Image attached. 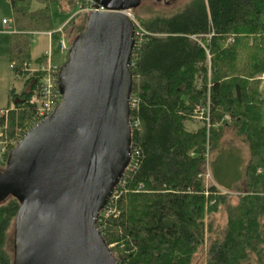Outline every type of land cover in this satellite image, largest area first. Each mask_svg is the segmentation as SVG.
<instances>
[{
  "label": "trees",
  "instance_id": "16d2710c",
  "mask_svg": "<svg viewBox=\"0 0 264 264\" xmlns=\"http://www.w3.org/2000/svg\"><path fill=\"white\" fill-rule=\"evenodd\" d=\"M84 1L8 0V61L24 88L9 89L12 105L0 116V171L36 112L29 99L39 90L41 72L27 67L45 64L47 56L32 60V34L54 29L49 5H60L72 17L55 32L69 50L86 25L89 12L75 13ZM141 2L131 9L147 32L135 44L130 66L131 96L138 99L129 112V120H138L130 123L135 165L124 170L98 215L101 236L117 264H191L202 247L205 264H264V0H190L177 11L149 16L135 13ZM207 101L211 123H218L209 128V150L218 147L225 125L248 145L244 190L235 202L200 176L205 126L185 128L196 104ZM221 206L223 226L214 219ZM18 209L12 194L0 201V264H13Z\"/></svg>",
  "mask_w": 264,
  "mask_h": 264
},
{
  "label": "water",
  "instance_id": "95a60500",
  "mask_svg": "<svg viewBox=\"0 0 264 264\" xmlns=\"http://www.w3.org/2000/svg\"><path fill=\"white\" fill-rule=\"evenodd\" d=\"M57 83L61 100L0 171V201H19L13 264H117L97 219L131 158L129 98L141 0H93Z\"/></svg>",
  "mask_w": 264,
  "mask_h": 264
},
{
  "label": "rangeland",
  "instance_id": "374dc122",
  "mask_svg": "<svg viewBox=\"0 0 264 264\" xmlns=\"http://www.w3.org/2000/svg\"><path fill=\"white\" fill-rule=\"evenodd\" d=\"M190 0H142L141 6L135 10V13H139L142 16H149L153 14H169L177 11ZM62 8L66 7V2H61ZM38 4H34L33 7H38ZM60 5L51 3L49 5V12L52 17V26L54 29L51 35L46 33L34 32L32 34V49L31 58H35L46 55L50 64L59 65L66 59L67 52H62L60 49L61 37L56 33V29L65 20L72 17L69 11L62 10ZM4 19L8 22L6 27L2 21ZM12 11L8 0H0V114L1 111L11 106L8 94L9 89L15 88L17 92H20L24 86L22 79L15 77L9 66L8 61V40L13 30L11 27ZM260 54H264V40L261 42L259 49ZM1 61L3 65H1ZM31 67H35V63L31 64ZM260 79V86L264 90V79L262 75ZM12 108V107H11ZM3 116H6L3 115ZM226 118V117H225ZM227 119V118H226ZM229 122H232L231 120ZM192 125L198 128L202 126V123L196 119L191 118L185 124L187 130H191ZM212 123L210 124V126ZM206 128L207 140L209 135V128ZM218 123H214L212 127L216 128ZM1 133L2 129H0ZM3 140H1L2 142ZM4 146V143H1ZM0 144V148H1ZM218 147L214 150H209L208 146L205 151V161L208 166V170L211 176V180L208 183H215L222 193H228L232 197L231 202H235V197L242 193L243 189V176L246 164L249 158V149L247 143L238 137L231 126L225 125L218 140ZM235 186H238L236 188ZM6 196L1 201H5ZM215 224L223 226L226 222V211L224 206H221L219 211L214 214ZM12 226H9L8 233L11 234ZM205 247H202L194 258L191 264H205Z\"/></svg>",
  "mask_w": 264,
  "mask_h": 264
},
{
  "label": "built area",
  "instance_id": "2783aa9c",
  "mask_svg": "<svg viewBox=\"0 0 264 264\" xmlns=\"http://www.w3.org/2000/svg\"><path fill=\"white\" fill-rule=\"evenodd\" d=\"M94 10H104V8L102 6H95V3L93 0H85L83 3L79 4L76 13L91 12ZM123 12L127 14V16L132 20V22L135 25V44L138 45L143 39V36L147 34V32L136 22L130 10H124ZM3 23L6 25L7 21L3 20ZM47 34L50 35L51 33L47 32ZM60 49L62 52L68 51V45L63 39H61L60 41ZM28 68L30 71H33V72L34 71L41 72L39 90L37 93L33 94L29 99V102L31 104H34L36 108L35 109L36 112H35L34 118L32 120V125H31V126H34L41 120L47 118L61 100V93L59 91V87L57 83L60 65L50 64L47 59L45 64H38V65H35V67L29 66L27 67V69ZM262 79H264V74L262 75ZM137 104H138V99L136 97L130 96L129 109L130 110L135 109L137 107ZM7 111L8 109L1 111L0 116L7 114ZM191 118L196 119L197 121L201 122L203 126L208 128L211 124V109H210L209 101H207L206 103L196 104V106L193 108ZM226 118L228 121L231 120V117L229 115H227ZM130 120L129 122L132 123L133 125L138 123V120L134 119L133 117H131ZM2 127H4V125ZM2 127H0V129H2ZM1 134L2 133L0 131V135ZM1 143H5V142L4 141L1 142L0 140V144ZM207 146H208V140H207ZM3 149H4V146H2L1 144L0 154L3 152ZM131 156H132V151H131ZM134 165L135 164H131V162L129 161L126 168L133 169ZM203 169L204 170L202 171L200 176H202L206 184H208V181L211 180V177H210L207 163L204 164ZM139 188H142V185H140Z\"/></svg>",
  "mask_w": 264,
  "mask_h": 264
},
{
  "label": "crops",
  "instance_id": "0c3cea01",
  "mask_svg": "<svg viewBox=\"0 0 264 264\" xmlns=\"http://www.w3.org/2000/svg\"><path fill=\"white\" fill-rule=\"evenodd\" d=\"M4 19H2V21H3ZM67 21V19L65 20V22ZM65 22H63V23H61V25L60 26H58L57 28H55L56 30H58L60 27H62V25H64L65 24ZM5 25V24H4ZM6 27L8 26V22H7V24L5 25ZM40 33H46L45 31H43V32H40ZM47 34V33H46ZM47 35H49V34H47ZM8 36H9V34H8ZM50 36V35H49ZM1 65H3V62L1 61ZM36 65V64H35ZM186 124V123H185ZM197 128L196 127H194V125H192V127H191V130H189V131H194V130H196Z\"/></svg>",
  "mask_w": 264,
  "mask_h": 264
}]
</instances>
